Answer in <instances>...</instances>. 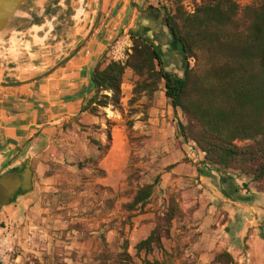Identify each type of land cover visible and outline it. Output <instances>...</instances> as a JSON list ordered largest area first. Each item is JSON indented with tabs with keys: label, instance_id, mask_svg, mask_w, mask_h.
<instances>
[{
	"label": "crops",
	"instance_id": "crops-1",
	"mask_svg": "<svg viewBox=\"0 0 264 264\" xmlns=\"http://www.w3.org/2000/svg\"><path fill=\"white\" fill-rule=\"evenodd\" d=\"M102 1V8L95 5L87 13V18L91 21L101 12L106 17L105 21L94 30L73 58L41 80L15 87L5 86L41 76L43 70L51 69L55 64L54 57L50 58L51 44L56 41L63 43L64 34L78 31L75 41L71 43L77 47L86 39L91 26L86 28L88 25L75 24L69 32L57 35L53 34L55 30L52 24H33L25 30L12 31L4 39H0V174L30 158L35 186L34 196L22 198L18 204L5 207L0 213L1 221H6L7 224L0 229V240L37 256L46 249L50 252L53 247V243H50V230L41 231L35 225V221L38 224L55 222L52 215H39L41 204L36 194L39 185L43 186L44 191L53 189L52 178L46 175L49 171L47 162L52 160L70 167L80 164L89 152L98 153L95 144L98 142L102 148L106 146V124L110 122L114 124L111 143L98 164L100 171L105 173L100 181L101 185L113 184L115 176L123 174L127 165L131 144L121 122L122 112L127 113V108L133 107L128 104L133 97L132 90L137 80L133 72L129 69L125 71L121 111L109 107L101 110L98 116H93L88 111L83 112L94 95L92 71L95 66L100 65L103 69L110 62L108 51L119 40V35H142L152 42L166 71L182 74L184 70L185 60L165 25L163 11L155 8L148 10L153 5V0ZM85 20L86 18L82 21ZM164 91L162 82L152 100L141 97L135 102L136 111L130 118L133 123L132 132L146 138V144L139 151L141 158L161 159V170L165 171L159 172V189L177 185L184 189V195L194 196L195 205L199 204L193 212L199 225V238L192 249L199 255V264H210L213 257L221 252L232 256V250L239 243L238 240L233 241L234 237L228 238L223 234L226 228L235 227L237 223L245 228L254 225L260 233V227L264 225V195L257 194L246 200L242 196L231 195V199H228L223 195L224 189L229 195L238 190L231 184V180L204 165L203 155L192 151L190 146H176L177 123L181 119V112L173 111ZM146 103L151 106L144 114L141 110ZM50 155L57 157L50 158ZM169 167L171 169L167 170ZM181 208L185 211V208ZM28 210L34 212V215L28 213ZM140 224L141 222L137 226ZM142 227L146 228L147 225L142 224ZM48 228L51 229V226ZM51 235H61L60 238L74 235L82 240L80 243L75 238L74 243L62 245L65 250L78 254L80 259L73 262L67 258L65 264H104L91 255L93 244L101 241L97 230L89 233L73 230ZM107 235L111 237L114 233L109 231ZM242 237L243 234L235 236L236 239ZM142 240L134 244L130 241L128 253ZM85 249L87 259L82 260ZM8 257L7 254L5 264H10ZM20 261L22 260L18 255L15 263Z\"/></svg>",
	"mask_w": 264,
	"mask_h": 264
},
{
	"label": "trees",
	"instance_id": "trees-1",
	"mask_svg": "<svg viewBox=\"0 0 264 264\" xmlns=\"http://www.w3.org/2000/svg\"><path fill=\"white\" fill-rule=\"evenodd\" d=\"M183 1L186 0H175L174 14L164 17L185 59L182 74L166 71L152 42L132 33L131 54L124 64L111 61L103 69L100 65L93 69L94 95L83 112L98 116L109 107L121 109L127 69L137 78L129 105L141 97L152 100L164 82L165 98L173 111L181 112L177 147L190 146L192 151L203 155L202 163L219 175L234 171L241 176H251L255 182L264 180V0L242 9L235 0H204L191 15L182 7ZM189 59L195 61L193 68L187 63ZM150 106L146 103L143 109ZM106 125V146L95 144L99 151L104 149V153L109 149L114 124L107 122ZM132 129L133 123L129 122V140ZM101 173L105 177V173ZM154 188L155 184L138 187L132 201L123 207L127 212L141 211L149 204ZM223 195L228 199L233 196L225 189ZM179 212L178 204L172 201L163 225L156 226L146 239L136 244L135 255L144 254L141 264H175L164 248L163 238L170 237L168 227ZM128 249L125 243L124 251L131 262ZM155 251L162 254L161 260L148 259ZM213 262L235 264L227 252L216 255Z\"/></svg>",
	"mask_w": 264,
	"mask_h": 264
},
{
	"label": "rangeland",
	"instance_id": "rangeland-1",
	"mask_svg": "<svg viewBox=\"0 0 264 264\" xmlns=\"http://www.w3.org/2000/svg\"><path fill=\"white\" fill-rule=\"evenodd\" d=\"M186 1H190L193 4L194 11L197 6L204 2V0H200V3L196 4L194 0ZM235 1L241 9L247 6L259 5L262 2V0ZM151 3L153 5L148 10L155 8L163 11L164 17L166 14L173 15L175 12V0H153ZM91 4L93 5L91 6ZM95 5L101 9L103 1L100 0L97 3V0H27L12 17L0 35V39H4L12 31L25 30L33 24L40 26H51L52 24L55 30L53 34L57 35L63 34L62 32H69L68 30L73 28L75 24H78V26L88 25L86 28L89 26L92 28L96 22V30L105 21L106 17L104 18L100 12L95 16V19L88 20L87 13ZM182 7L187 14H193L190 12L192 10L191 7L185 4V1H183ZM79 11L81 12L79 13ZM53 16L54 18H52ZM85 18L86 20L82 21ZM77 32L70 31L68 35L64 34L63 43L59 44L56 41L51 44L49 49H51L50 58L54 57L53 61L55 64L53 67L76 48L71 43L75 41ZM119 41H125L128 45L132 46L130 35L127 37L120 34L119 40L114 44ZM187 63L190 68L195 66L194 59H189ZM51 69L46 68L42 71L41 75L49 72ZM134 104L129 105L133 107H131L132 109L127 108V113L122 112L123 119L121 124L124 125L127 137V124L131 122L130 118L136 111ZM118 110L121 111V109ZM141 111L145 114L144 109ZM129 142L131 144V153L127 165L123 174L116 175L111 185H101L100 183L104 176L98 164L104 154V149L98 153L94 151L89 152L87 157L81 161L80 167L78 164L69 167L52 160L47 162L49 171L46 175L52 178L53 189L44 191L43 186L39 185L36 194L38 195L37 198H40L41 204L39 215H52L55 222L51 224H38L35 221V225L39 226L42 229L41 231L43 229L50 230V236L52 237L50 243H53V247H50V252L46 249L41 251V254L37 256L29 251L20 249L17 245L8 243V246L12 249V251L7 253L10 264H16L15 259L18 255H20L22 261L17 264H65V259L67 258L73 260V262L79 261L78 254L74 251L65 250L62 246L64 243H74L75 238L78 239V237L70 235L69 237L64 236L60 238L61 235H51V233L60 234L61 232L66 233L73 230H80L84 233L95 230L99 232L101 241L93 244L91 254L95 260L99 259L104 264L107 262L111 264H141L144 254L136 256L133 249L128 253L130 254L129 256H132V261H128L124 251L125 243L130 246V241L134 244L144 239L156 226L163 225L162 220L172 201L178 204L180 212L168 227L170 237L168 239L163 238L164 248L172 255L175 264L187 261L190 264H199V255L192 249L195 241L199 238V232L197 231L199 225H197V221H195L193 215L199 204L195 205L194 196L184 195L182 192L184 189L179 188L177 185L176 187L159 189L161 185V173L159 172L165 171V169L161 170V159L152 160L140 157L139 151L146 144L145 137L137 136L132 132ZM53 157L57 156L50 155V158ZM220 176L232 178L231 184H233L235 189H238V193L232 192L230 195L242 196L245 200L251 198V196H257V194L264 195V180L255 182L251 176H241L234 171L223 172ZM145 184H155L154 193L149 204L141 211L135 213L127 212L123 206L129 204L137 188ZM34 195L35 192L31 197ZM181 206L185 208V211L182 210ZM28 213L32 216L34 215V212H29V210ZM139 222L141 224L137 226ZM142 224L147 225V227H142ZM6 225V221H1L0 219V229L5 228ZM48 226H51V229ZM135 226H137L136 231H134ZM216 227L214 226V228ZM257 229L258 227L254 225L245 228L243 225L237 223L235 227H228L223 231V234L228 238L234 237L233 241H239L235 249L232 250V256L236 260L235 264H264V225L260 227V233ZM109 231H113L114 235L108 237L107 233ZM242 234L244 237L235 238L236 235L241 236ZM242 239L243 241H241ZM78 242L81 243L82 240L78 239ZM41 243L43 244V242ZM86 253L87 250L85 249L84 255L81 257L82 260L87 259ZM216 255L213 257V260ZM148 258L150 260H161L162 254L155 251ZM213 260L210 264H216Z\"/></svg>",
	"mask_w": 264,
	"mask_h": 264
},
{
	"label": "water",
	"instance_id": "water-1",
	"mask_svg": "<svg viewBox=\"0 0 264 264\" xmlns=\"http://www.w3.org/2000/svg\"><path fill=\"white\" fill-rule=\"evenodd\" d=\"M27 0H0V35L7 27L8 23L15 13L24 5ZM96 28V22L93 24L86 39L77 46L66 58L59 62L49 72L38 76L27 82H15L6 84L5 86H21L30 82L38 81L49 76L56 69L62 67L71 58H73L81 47L88 41ZM31 159L27 158L19 163L16 167L0 174V212L8 206L19 203L22 198L29 197L34 194V175L31 168Z\"/></svg>",
	"mask_w": 264,
	"mask_h": 264
},
{
	"label": "built area",
	"instance_id": "built-area-1",
	"mask_svg": "<svg viewBox=\"0 0 264 264\" xmlns=\"http://www.w3.org/2000/svg\"><path fill=\"white\" fill-rule=\"evenodd\" d=\"M196 4L200 3V0H194ZM185 4H188L191 7V13H194L193 4L190 1H185ZM190 10V8H189ZM132 46L128 45L125 41H119L113 46L110 47L108 51V59L111 62H119L124 64L129 55L131 54ZM12 251V249L8 248V244L5 241L0 240V264H5L7 260V253Z\"/></svg>",
	"mask_w": 264,
	"mask_h": 264
},
{
	"label": "bare ground",
	"instance_id": "bare-ground-1",
	"mask_svg": "<svg viewBox=\"0 0 264 264\" xmlns=\"http://www.w3.org/2000/svg\"><path fill=\"white\" fill-rule=\"evenodd\" d=\"M100 2V0H97V3H99ZM81 7V6H80ZM81 11H79V13H80ZM82 15H84V14H82ZM77 16H78V14H77ZM43 27V26H42ZM89 32H90V30H89ZM122 138V137H121Z\"/></svg>",
	"mask_w": 264,
	"mask_h": 264
}]
</instances>
